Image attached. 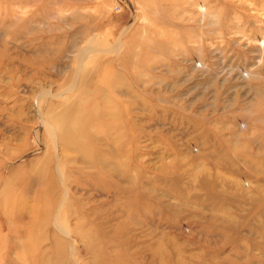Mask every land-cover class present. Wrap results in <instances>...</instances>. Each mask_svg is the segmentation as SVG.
Returning a JSON list of instances; mask_svg holds the SVG:
<instances>
[{
    "label": "rangeland",
    "instance_id": "obj_1",
    "mask_svg": "<svg viewBox=\"0 0 264 264\" xmlns=\"http://www.w3.org/2000/svg\"><path fill=\"white\" fill-rule=\"evenodd\" d=\"M0 201V264H264V0H0Z\"/></svg>",
    "mask_w": 264,
    "mask_h": 264
},
{
    "label": "bare ground",
    "instance_id": "obj_2",
    "mask_svg": "<svg viewBox=\"0 0 264 264\" xmlns=\"http://www.w3.org/2000/svg\"><path fill=\"white\" fill-rule=\"evenodd\" d=\"M95 47H97V46H95ZM88 48V47H87ZM95 49V48H94ZM103 49V48H102ZM104 49H105V47H104ZM90 50V49H89ZM89 52V51H88ZM86 53H87V50H83V51H81L80 52V57H82V56H86ZM101 54V53H100ZM75 57V56H74ZM79 57V56H78ZM88 59V58H87ZM91 59V58H90ZM76 62H78L77 60H75ZM75 61H73V62H75ZM80 62V61H79ZM91 63V62H90ZM76 64V63H75ZM81 64V63H80ZM87 64V63H86ZM82 65V64H81ZM74 66V65H73ZM79 68L78 69H80V66H78ZM93 68V67H92ZM63 69V68H62ZM75 69V68H74ZM110 69V68H109ZM92 70V69H91ZM106 70V69H105ZM79 71V70H78ZM90 71V70H89ZM63 72V71H62ZM65 72V71H64ZM71 72H73V71H71ZM82 72V71H81ZM88 72V71H87ZM87 74V73H86ZM85 74V75H86ZM90 74V73H89ZM72 75V74H71ZM74 76V75H73ZM93 77V76H92ZM78 78V77H77ZM98 78V77H97ZM87 79V78H86ZM84 80H85V78H84ZM74 81V80H73ZM125 81V80H124ZM77 82H78V80H77ZM86 83H87V81H86ZM101 83V82H100ZM72 84V83H71ZM62 86H63V84H61ZM71 86V85H70ZM70 86H69V88H70ZM73 86V85H72ZM71 86V87H72ZM75 86V85H74ZM81 86H82V84H81ZM108 86V85H107ZM106 88V87H105ZM108 89V88H107ZM65 91V90H64ZM73 91V90H72ZM108 91H110V90H108ZM66 92V91H65ZM46 94V93H45ZM58 94V93H57ZM63 94V93H62ZM38 95H40V94H38ZM64 96H66V95H64ZM42 97H43V95H42ZM42 97H41V99H42ZM51 97V96H50ZM105 97V96H104ZM38 98V97H37ZM45 98V97H44ZM63 98V97H62ZM126 99V98H125ZM38 104V103H37ZM41 105V104H40ZM37 106V105H36ZM39 107V106H38ZM106 107V106H105ZM144 107V106H143ZM41 110V109H40ZM125 112V111H124ZM45 113V112H44ZM37 114V113H36ZM39 114V113H38ZM37 114V115H38ZM42 115V114H41ZM67 115V114H66ZM96 115V114H95ZM39 117V116H38ZM41 117V116H40ZM68 117V116H67ZM77 117V116H76ZM129 117V116H128ZM116 118V117H115ZM62 120V119H61ZM42 121L44 122V123H46V121L44 120V119H42ZM48 121V120H47ZM60 121V120H59ZM66 121V120H65ZM41 124H42V122H41ZM50 124V123H49ZM61 124V123H60ZM64 125V124H63ZM42 129V128H41ZM242 129V128H241ZM244 129V128H243ZM44 131H46V130H44ZM47 132V131H46ZM52 132H54V131H52ZM45 134V133H44ZM55 135V134H54ZM56 136V135H55ZM100 136V135H99ZM54 137V136H53ZM115 139V138H114ZM51 140V139H50ZM117 140V139H116ZM55 141V140H54ZM57 142V141H56ZM103 144V143H102ZM52 145V144H51ZM69 146V145H68ZM68 148V147H67ZM77 151V150H76ZM65 156V155H64ZM82 159V158H81ZM58 160V159H57ZM87 160V159H86ZM84 163V162H83ZM83 163H81V164H83ZM60 164V163H59ZM80 164V163H79ZM56 166V165H55ZM60 167V166H59ZM106 168V167H105ZM63 169V168H62ZM56 171V170H55ZM62 177V176H61ZM58 178H59V176H58ZM99 178V177H98ZM97 178V179H98ZM63 179V178H62ZM100 179V178H99ZM56 181V180H55ZM249 185V184H248ZM21 186V185H20ZM186 198V197H185ZM62 199H64V198H62ZM66 200V199H65ZM14 201V200H13ZM1 202V201H0ZM61 202V201H60ZM43 203H45V202H43ZM57 204V203H56ZM57 207V206H56ZM62 207V206H61ZM62 214V213H61ZM233 215V214H232ZM55 216H56V214H55ZM62 216V215H61ZM234 216V215H233ZM235 217V216H234ZM60 219V218H59ZM54 220V219H53ZM81 220V219H80ZM236 220V219H235ZM29 222V224L30 223H32V221H28ZM45 222V221H44ZM59 222H60V220H59ZM22 223H24V222H22ZM61 223V222H60ZM59 223V224H60ZM233 223H235V222H233ZM62 224V223H61ZM24 226V225H23ZM59 227V226H58ZM63 227H65V226H63ZM115 227V226H114ZM77 230V228H74V230ZM81 229V228H80ZM121 229V228H120ZM64 230V229H63ZM118 230V229H117ZM41 232H42V230H41ZM59 232V231H58ZM67 232V231H66ZM117 235V234H116ZM45 236V235H44ZM45 239V238H44ZM38 241V240H37ZM46 241V240H45ZM43 242V241H42ZM36 244H37V242H35ZM40 245H41V243H40ZM47 249V248H46ZM157 251V250H156ZM73 252V251H72ZM74 253V252H73ZM157 253V252H156ZM155 253V254H156ZM170 254V253H169ZM160 257V256H159ZM161 262V261H160ZM162 263H164L163 261H162ZM162 263H160V264H162Z\"/></svg>",
    "mask_w": 264,
    "mask_h": 264
}]
</instances>
